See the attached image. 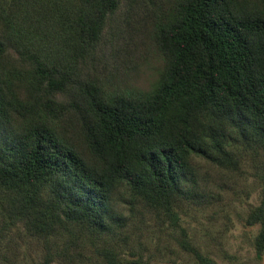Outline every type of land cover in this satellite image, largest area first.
<instances>
[{
  "label": "trees",
  "instance_id": "1",
  "mask_svg": "<svg viewBox=\"0 0 264 264\" xmlns=\"http://www.w3.org/2000/svg\"><path fill=\"white\" fill-rule=\"evenodd\" d=\"M159 10V0H0L11 37L0 36V264H17L19 224L41 264H78L89 249L101 264H150L128 231L138 215L210 204L251 165L264 182V0H171L150 23L165 65L148 92L83 75L109 32L125 40ZM249 221L261 224L262 258L264 195Z\"/></svg>",
  "mask_w": 264,
  "mask_h": 264
},
{
  "label": "rangeland",
  "instance_id": "2",
  "mask_svg": "<svg viewBox=\"0 0 264 264\" xmlns=\"http://www.w3.org/2000/svg\"><path fill=\"white\" fill-rule=\"evenodd\" d=\"M159 5L156 14H149V21L143 18L130 26L127 39L114 38L109 32L105 51L83 70V75L89 80H100L118 92L152 90L165 62L151 35L150 23L170 15L171 0H159ZM0 36L11 38L1 17ZM259 161L264 166L263 152ZM259 171L251 165L243 174L228 175L227 184L216 191L217 196L210 204L187 202L176 208L174 217L161 219L150 211L138 215L128 228L132 246L150 264H209L197 251L214 264H264V256H257L253 244L261 224L249 221L251 212L261 204L264 195V182ZM19 228L12 230L18 248L13 245L11 258L17 257V264H41V246L23 235L22 224ZM124 251L131 258L129 249L124 248ZM101 263L99 254L89 249L87 259L78 264ZM53 264L65 263L56 261Z\"/></svg>",
  "mask_w": 264,
  "mask_h": 264
}]
</instances>
